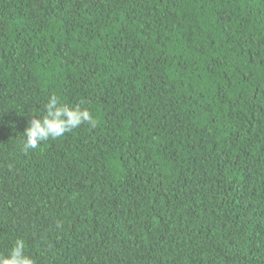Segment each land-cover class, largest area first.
Listing matches in <instances>:
<instances>
[{"label": "trees", "instance_id": "trees-1", "mask_svg": "<svg viewBox=\"0 0 264 264\" xmlns=\"http://www.w3.org/2000/svg\"><path fill=\"white\" fill-rule=\"evenodd\" d=\"M87 110L37 149L52 97ZM264 264V0H0V256Z\"/></svg>", "mask_w": 264, "mask_h": 264}, {"label": "clouds", "instance_id": "clouds-1", "mask_svg": "<svg viewBox=\"0 0 264 264\" xmlns=\"http://www.w3.org/2000/svg\"><path fill=\"white\" fill-rule=\"evenodd\" d=\"M86 122L94 125V120L87 110L70 108L61 104L58 97L52 96L45 105V114L41 118H33L23 133L22 150H35L43 142L60 138ZM24 250V241L17 240L7 257L0 256V264H34L33 259L25 255Z\"/></svg>", "mask_w": 264, "mask_h": 264}]
</instances>
